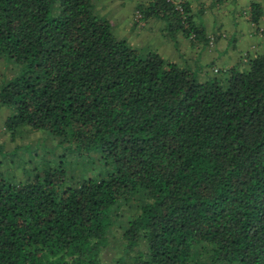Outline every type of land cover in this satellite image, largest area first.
Returning a JSON list of instances; mask_svg holds the SVG:
<instances>
[{
    "label": "trees",
    "instance_id": "obj_1",
    "mask_svg": "<svg viewBox=\"0 0 264 264\" xmlns=\"http://www.w3.org/2000/svg\"><path fill=\"white\" fill-rule=\"evenodd\" d=\"M136 11L205 39L186 2ZM0 54L22 66L0 80L9 137L41 128L106 167L67 181L59 156L0 175V264H102L112 228L107 264H264V50L199 80L115 37L93 0H0Z\"/></svg>",
    "mask_w": 264,
    "mask_h": 264
},
{
    "label": "rangeland",
    "instance_id": "obj_2",
    "mask_svg": "<svg viewBox=\"0 0 264 264\" xmlns=\"http://www.w3.org/2000/svg\"><path fill=\"white\" fill-rule=\"evenodd\" d=\"M132 1L134 0H103L105 5L102 8L99 3L102 0H93V10L97 15L109 19L115 37L125 39L130 45L142 52L146 50L154 51V48H159L160 42H162V39L157 35L158 31L156 29L152 28L148 32L147 25H144L137 32L135 30H138V27H129L127 25L128 28L124 27V24L130 20L132 15ZM243 1L246 2L248 0ZM256 1L261 6V17L258 20V24L264 28V0ZM241 2L242 0H205L204 5L199 6V9L196 10L199 19L206 28L210 23L213 25L221 24L222 29L230 33L232 40H235L237 51L244 43L249 44L259 38L257 33L248 35V27L250 28V25L243 19ZM136 13L137 11L135 10V18ZM244 25V36H240L241 42H239L237 35ZM260 36L264 37V31ZM252 53L253 50L249 52L250 57L253 56ZM214 63L216 64V61ZM237 64L239 69H245L247 66L246 61L239 60ZM21 68V65L0 54V80L18 73ZM207 70L209 75L221 74V71L212 74L209 68ZM198 79L200 80V78ZM10 112L11 109L9 107L0 105V145L6 151L4 156L0 155V175L5 179L9 181L23 179L33 167L41 169L43 166L53 165L59 156L62 160L61 164L66 171L67 181L75 180L80 176H96L104 173L106 167L94 153L90 151L87 154L77 155L74 151L67 149L66 141L59 142L58 137L48 134L44 129H32L23 126L11 139L8 133L2 129V121ZM118 211L126 215L127 212L132 211V208L125 207ZM117 237V228H112L102 243L100 254V262L102 264L109 263L120 252L119 246L121 243Z\"/></svg>",
    "mask_w": 264,
    "mask_h": 264
},
{
    "label": "crops",
    "instance_id": "obj_3",
    "mask_svg": "<svg viewBox=\"0 0 264 264\" xmlns=\"http://www.w3.org/2000/svg\"><path fill=\"white\" fill-rule=\"evenodd\" d=\"M145 1L146 0L132 1V15L130 20L124 24V27H138V30H135L137 32L139 29L143 28L144 25H147L148 32H150L152 28L156 29V31H158L157 35L160 39H162V42H160L159 48H154V51L166 60L188 67L195 73L196 77L200 78V80L206 79L210 76L207 68L210 69L212 74L218 73L228 69L230 66H238L237 63L239 60L247 61V59L250 58L249 52L251 50H253V55L264 50V37L260 36V34L264 31V28L258 24L261 13L259 14L256 22L250 19V3L252 0H248L246 2L242 0L241 8L243 9L241 12L243 13V19L250 25V28L248 27V35L257 33L259 38L249 44L244 43L238 51L235 48V40H232L230 33H227L224 29H222L221 24L213 25L210 23V25L206 28L204 23L199 19L196 10L199 9V6L204 5L205 0H174L176 2L183 1L187 3L189 12L192 14V19L197 23H201L203 26L205 36L204 40H190L188 37L183 35L180 30H176L169 35L165 30L164 22L157 17H149L146 20H140L137 17L135 18L134 12L136 10V5ZM99 3L103 8L105 2L102 0V2ZM107 20L109 21V19ZM243 27L237 35V40L239 42H241L240 36H244L243 31L245 30V25ZM214 61H216V64Z\"/></svg>",
    "mask_w": 264,
    "mask_h": 264
},
{
    "label": "built area",
    "instance_id": "obj_4",
    "mask_svg": "<svg viewBox=\"0 0 264 264\" xmlns=\"http://www.w3.org/2000/svg\"><path fill=\"white\" fill-rule=\"evenodd\" d=\"M174 2H176V1H174ZM178 8H180V7L178 6ZM136 17L139 18V13L138 12L136 13ZM209 43H210V41H209Z\"/></svg>",
    "mask_w": 264,
    "mask_h": 264
}]
</instances>
